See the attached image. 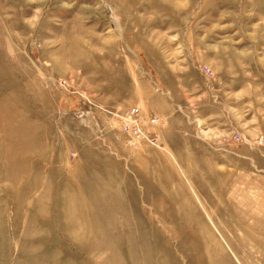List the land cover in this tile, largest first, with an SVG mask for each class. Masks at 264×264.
I'll use <instances>...</instances> for the list:
<instances>
[{
    "label": "rangeland",
    "instance_id": "1",
    "mask_svg": "<svg viewBox=\"0 0 264 264\" xmlns=\"http://www.w3.org/2000/svg\"><path fill=\"white\" fill-rule=\"evenodd\" d=\"M0 264H264V0H0Z\"/></svg>",
    "mask_w": 264,
    "mask_h": 264
},
{
    "label": "built area",
    "instance_id": "2",
    "mask_svg": "<svg viewBox=\"0 0 264 264\" xmlns=\"http://www.w3.org/2000/svg\"><path fill=\"white\" fill-rule=\"evenodd\" d=\"M207 71H209L208 68ZM121 119L122 128L124 132L127 133V141L132 147H137L142 142H148L155 146H159L157 137L152 136L151 133L146 130L145 122L147 123V119H145L138 108L134 107L128 109L122 114ZM149 122L155 123L156 119L151 118Z\"/></svg>",
    "mask_w": 264,
    "mask_h": 264
},
{
    "label": "crops",
    "instance_id": "3",
    "mask_svg": "<svg viewBox=\"0 0 264 264\" xmlns=\"http://www.w3.org/2000/svg\"><path fill=\"white\" fill-rule=\"evenodd\" d=\"M192 146L193 145L191 143H188L180 148V145H177L176 143L172 144L173 158L181 163L188 173H192V166L190 164L191 161H200L199 156L202 154L199 150H196V148H193Z\"/></svg>",
    "mask_w": 264,
    "mask_h": 264
}]
</instances>
